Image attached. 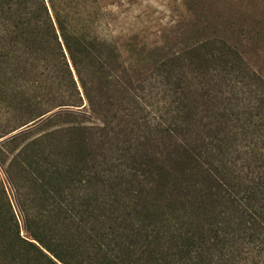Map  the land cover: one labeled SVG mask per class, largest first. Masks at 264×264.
<instances>
[{
    "label": "trees",
    "instance_id": "obj_1",
    "mask_svg": "<svg viewBox=\"0 0 264 264\" xmlns=\"http://www.w3.org/2000/svg\"><path fill=\"white\" fill-rule=\"evenodd\" d=\"M133 40L135 66L47 0H0V140L26 128L0 142V264H259L264 97L229 95L242 54Z\"/></svg>",
    "mask_w": 264,
    "mask_h": 264
},
{
    "label": "rangeland",
    "instance_id": "obj_2",
    "mask_svg": "<svg viewBox=\"0 0 264 264\" xmlns=\"http://www.w3.org/2000/svg\"><path fill=\"white\" fill-rule=\"evenodd\" d=\"M70 17L71 28L115 43L136 64L128 44L152 50L163 47L173 55L196 40L216 36L243 56L246 66L238 87L243 105L252 103V91L264 97V0H47ZM51 2V3H50ZM82 20V21H80ZM260 80V81H259ZM251 259L245 264H251ZM264 264V254L256 256Z\"/></svg>",
    "mask_w": 264,
    "mask_h": 264
},
{
    "label": "water",
    "instance_id": "obj_3",
    "mask_svg": "<svg viewBox=\"0 0 264 264\" xmlns=\"http://www.w3.org/2000/svg\"><path fill=\"white\" fill-rule=\"evenodd\" d=\"M52 114H53V113H52ZM52 114H50V115H52ZM50 115H49V116H50ZM49 116H48V117H49ZM24 129H26V128L24 127V128H22L21 130H19V131L13 133L12 135H10V136H8V137H6V138L1 139L0 142H3V141H5V140L11 138L12 136H14V135L20 133L21 131H23Z\"/></svg>",
    "mask_w": 264,
    "mask_h": 264
}]
</instances>
